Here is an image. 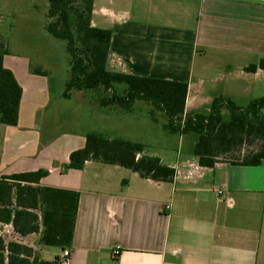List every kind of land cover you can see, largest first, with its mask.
<instances>
[{"label": "crops", "instance_id": "crops-1", "mask_svg": "<svg viewBox=\"0 0 264 264\" xmlns=\"http://www.w3.org/2000/svg\"><path fill=\"white\" fill-rule=\"evenodd\" d=\"M92 26L113 33L109 71L187 82L185 115L209 114L220 96L244 107L264 86L263 70L245 71L264 58V0H94ZM4 64L23 96L18 125L0 124V178L49 171L41 232L26 241L37 264H59L65 251L68 264H264V163L156 156L176 171L168 183L92 161L63 171L87 134L48 138L49 76L10 51Z\"/></svg>", "mask_w": 264, "mask_h": 264}, {"label": "trees", "instance_id": "trees-1", "mask_svg": "<svg viewBox=\"0 0 264 264\" xmlns=\"http://www.w3.org/2000/svg\"><path fill=\"white\" fill-rule=\"evenodd\" d=\"M47 32L66 41L70 55V78L63 97L72 91L104 89L99 97L102 107L118 106L130 111L137 101L151 104L166 116L164 129L187 135L197 133L194 148L198 164L214 168L218 163L260 166L264 163V97L240 107L220 96L213 100L209 114L185 115L189 85L160 78L113 73L107 64L112 31L92 26L94 0H48ZM9 54L0 41V124L16 127L19 123L23 89L14 73L4 64ZM264 71V58L245 68L248 73ZM33 73L46 75L40 69ZM125 85L122 94L116 88ZM111 93V94H108ZM111 96V97H110ZM229 115L225 119L224 113ZM153 120L157 119L152 114ZM145 146L126 139H110L101 134L86 135L85 146L70 154L63 171L83 170L87 162L118 165L159 183L173 182L176 171L159 157L145 155ZM49 171L19 173L0 178V225L11 226L18 240L7 241L0 234V264H37L34 247L26 243L41 232V188Z\"/></svg>", "mask_w": 264, "mask_h": 264}, {"label": "rangeland", "instance_id": "rangeland-1", "mask_svg": "<svg viewBox=\"0 0 264 264\" xmlns=\"http://www.w3.org/2000/svg\"><path fill=\"white\" fill-rule=\"evenodd\" d=\"M48 8V0H0V41L11 53L28 57L38 68L43 67L51 80L52 103L43 113L49 122L45 129L48 138L81 137L99 132L113 139L143 144L145 153L151 156H170L175 161L181 153V159L194 160L198 134L181 135L165 130L166 116L147 102L137 101L130 111L118 106L102 107L98 99L106 93L104 89L74 90L70 99L60 97L71 74L70 55L66 41L52 37L46 30ZM116 88L122 94L126 86ZM255 93L259 98L264 97L263 84ZM249 104L243 103L244 107ZM153 113L157 122L153 120ZM228 118L225 113V119ZM0 234L7 241L18 240L11 226L0 225Z\"/></svg>", "mask_w": 264, "mask_h": 264}, {"label": "built area", "instance_id": "built-area-1", "mask_svg": "<svg viewBox=\"0 0 264 264\" xmlns=\"http://www.w3.org/2000/svg\"><path fill=\"white\" fill-rule=\"evenodd\" d=\"M217 193L221 194V191L217 190ZM120 254H121V249H120V247H117L113 250L112 256H113V258H117L120 256ZM68 257H69V251H65L63 253L62 259L59 260V264H68L69 263Z\"/></svg>", "mask_w": 264, "mask_h": 264}]
</instances>
